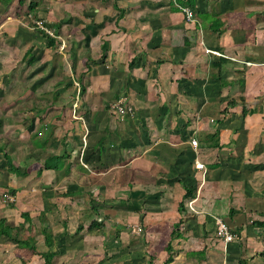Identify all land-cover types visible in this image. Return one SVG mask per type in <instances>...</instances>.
Instances as JSON below:
<instances>
[{
	"label": "crops",
	"instance_id": "1",
	"mask_svg": "<svg viewBox=\"0 0 264 264\" xmlns=\"http://www.w3.org/2000/svg\"><path fill=\"white\" fill-rule=\"evenodd\" d=\"M23 67L51 86L0 88L14 165L16 126L28 130L25 176L0 151V218L15 226L28 211L54 264H164L170 240L168 264H264V0H0V79ZM119 100L133 111L118 113ZM219 219L237 233L227 246ZM0 255L46 264L6 237Z\"/></svg>",
	"mask_w": 264,
	"mask_h": 264
},
{
	"label": "trees",
	"instance_id": "2",
	"mask_svg": "<svg viewBox=\"0 0 264 264\" xmlns=\"http://www.w3.org/2000/svg\"><path fill=\"white\" fill-rule=\"evenodd\" d=\"M42 32L46 33L44 30H42ZM47 36H48V39L50 42H54L55 39L53 38V36H51L50 34H47ZM251 111H254V110H251ZM243 112H244V115H246L248 113L247 109H245ZM37 142H39V140ZM45 143H46V141H44L43 144H45ZM42 147H44V145ZM0 151L1 152L3 151L5 162L8 165L10 171L16 173L17 175H25L26 174L25 171H21L16 165H14L12 157L9 154V152L4 150L3 147H0ZM48 166H49V164L46 167H48ZM40 173H41V171H40ZM10 190L11 191H9V192H11L12 194H15L17 191L16 189H13V188H11ZM195 194H196L195 191L192 188L187 186L186 192L184 194V198L194 197ZM183 201L180 204V210H184V202ZM21 217L23 218L22 222L18 223L15 226L10 225L8 223V220L6 219V217H1L0 218V238L6 237L8 239H11V240L15 241L16 244L20 248H27L35 254H40L44 258L46 264H53L54 258L58 255V252L52 251L50 249H48L47 251H42V252L39 251L37 245L34 243V240L32 239L33 235L32 234L30 235V233L33 231V227H32L33 226V223H32L33 218L30 216V213L28 211H22ZM181 224H182L181 220L174 224L173 230L171 233V238H174L175 236H177L179 228L181 227ZM102 225H103L102 222H98L97 220H94L93 223L89 226V228L91 229V228H93V227L95 228L97 226L102 227ZM82 229H84V224L80 223L78 228H77L76 233H79ZM42 231L45 235L46 243L50 247L49 243H50L51 239L53 238V234L50 233L47 228H44ZM233 232H234V234H237L235 231H233ZM25 235L28 237H26ZM166 248H167V251L169 253V256L164 260V262H163L164 264L171 263L174 260V255L172 252V250H173L172 240H170V242L168 243ZM153 259H154V256H152L150 258L151 264L153 263ZM241 263L245 264V261L242 260ZM98 264H101V262H99Z\"/></svg>",
	"mask_w": 264,
	"mask_h": 264
},
{
	"label": "rangeland",
	"instance_id": "3",
	"mask_svg": "<svg viewBox=\"0 0 264 264\" xmlns=\"http://www.w3.org/2000/svg\"><path fill=\"white\" fill-rule=\"evenodd\" d=\"M35 21V20H34ZM33 26H34V28H35V22H33ZM36 29H38V28H36ZM53 29V28H52ZM52 31H54V33H55V30L53 29ZM46 32V31H45ZM47 34H49L48 32H46V36H47ZM75 64V62L73 63V65ZM25 66V65H24ZM76 66V65H75ZM32 71V70H31ZM31 71H29V70H26L24 67H23V70L21 71L22 72V76H17L18 77V79H16V77H12L11 79H7V78H4V79H0V88H3V90H4V88L6 89V87H11V88H13V90L12 91H16L17 89H16V87H19V88H22L23 86H29V84L30 85H34V86H37V87H41V88H39L40 90H43L44 88H47V87H50L51 85H50V82L47 80V85L46 84H44L43 82H39L38 83V80L39 79H37L36 80V77H29L30 75H31ZM36 81V82H35ZM51 81V80H50ZM35 82V83H34ZM17 83V84H16ZM0 97H3V95H0ZM4 97H5V95H4ZM9 96L7 95V97H6V99L8 98ZM30 113H29V111H26V112H22L20 115V118H21V120L23 119L22 117L23 116H28ZM16 116H19V114H18V112H16ZM17 118V117H16ZM37 120H40V119H38L37 118ZM16 123H19V121H17L16 120ZM40 123H42V122H40ZM18 126H16V136L18 137L19 135L21 136V135H23L22 137L23 138H25V136L27 135L26 134V132L28 131H26V130H23L22 131V129H20L21 127H18ZM11 132H10V134H14V132H15V129H14V127H12L11 129ZM18 132V133H17ZM22 133V134H21ZM8 136H10V135H8ZM5 137V136H4ZM16 137V143L14 144V146H15V148H16V151L14 152V150H10V151H12V152H14V154H15V156H16V166H18V168L20 169L21 167H23V166H25V165H22V157H23V152H24V147L22 146V145H26V144H28L27 143V141H25V142H21V140L23 139H19V138H17ZM15 142V141H14ZM12 152H10V153H12ZM4 157V156H3ZM26 175V174H25ZM24 175V176H25ZM5 193V192H4ZM5 202H7L6 200H5V198L3 199ZM9 203V202H8ZM10 204V203H9ZM13 207V206H12ZM120 209V208H119ZM143 228V227H142ZM132 232H134L133 231V229H132ZM26 236V235H25ZM26 237H28V236H26ZM1 247H3L4 248V250H3V254H7V255H9V254H11V252L9 253V252H7L8 250H12V247H13V244H12V246H11V244H8V243H6V244H4V245H1ZM1 254H2V252H1ZM6 256V255H5ZM3 257H4V255L3 256H1L0 255V264H4V259H3ZM77 258H79V255L78 256H76V257H74L73 255L70 257V259H69V261H68V264H74V260L76 259V263L77 264H79V262H78V260H77ZM54 260H56V259H54ZM80 260V262L82 263L83 261H82V258H80L79 259ZM125 260H126V257H123V255H122V259H120L119 260V262H118V264H125ZM84 261H86V259L84 260ZM5 263H6V261H5ZM84 263V262H83ZM7 264V263H6ZM54 264V263H53ZM55 264H56V262H55Z\"/></svg>",
	"mask_w": 264,
	"mask_h": 264
},
{
	"label": "built area",
	"instance_id": "4",
	"mask_svg": "<svg viewBox=\"0 0 264 264\" xmlns=\"http://www.w3.org/2000/svg\"><path fill=\"white\" fill-rule=\"evenodd\" d=\"M184 11L186 13V18L188 20H193L194 19V11L191 7L189 6H185ZM35 28H38L40 30H44L46 32H48L51 36H56V34L54 33V31H52L53 29L50 28L49 26L46 25L45 20L44 19H36L35 21ZM115 108L118 111V113L125 115L127 112H132L133 111V106L130 104H124L122 102V100H119L118 102H116L115 104ZM192 143L194 145H197V139L193 138L192 139ZM199 167H204V164L202 163H198L197 164ZM4 198L7 202L12 203L16 200V195L12 194L9 191H6L4 193ZM133 231H141V227L138 226L137 228H134ZM217 235L219 236V238L222 239L223 243L227 246L231 241L234 240V238L236 237V234H234V232L232 231V229L230 228V226L227 224V222H225L223 219H219L218 220V226H217ZM217 264H232L228 261H222V262H218Z\"/></svg>",
	"mask_w": 264,
	"mask_h": 264
}]
</instances>
